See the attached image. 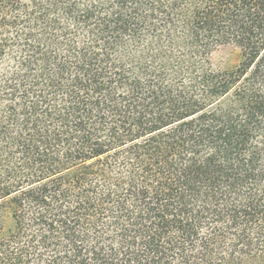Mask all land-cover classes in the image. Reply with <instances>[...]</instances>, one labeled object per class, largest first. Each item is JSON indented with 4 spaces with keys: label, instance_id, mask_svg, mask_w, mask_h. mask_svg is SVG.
<instances>
[{
    "label": "trees",
    "instance_id": "obj_1",
    "mask_svg": "<svg viewBox=\"0 0 264 264\" xmlns=\"http://www.w3.org/2000/svg\"><path fill=\"white\" fill-rule=\"evenodd\" d=\"M0 264H264V0H0Z\"/></svg>",
    "mask_w": 264,
    "mask_h": 264
},
{
    "label": "rangeland",
    "instance_id": "obj_2",
    "mask_svg": "<svg viewBox=\"0 0 264 264\" xmlns=\"http://www.w3.org/2000/svg\"><path fill=\"white\" fill-rule=\"evenodd\" d=\"M239 59V51L233 46L220 47L212 56L214 66L222 71L233 69Z\"/></svg>",
    "mask_w": 264,
    "mask_h": 264
}]
</instances>
